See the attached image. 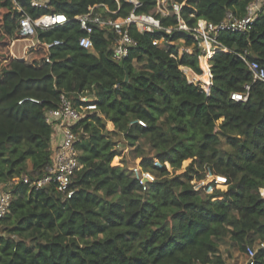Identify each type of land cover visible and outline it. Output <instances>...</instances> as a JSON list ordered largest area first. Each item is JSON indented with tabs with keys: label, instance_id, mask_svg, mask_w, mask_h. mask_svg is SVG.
Returning a JSON list of instances; mask_svg holds the SVG:
<instances>
[{
	"label": "trees",
	"instance_id": "1",
	"mask_svg": "<svg viewBox=\"0 0 264 264\" xmlns=\"http://www.w3.org/2000/svg\"><path fill=\"white\" fill-rule=\"evenodd\" d=\"M138 1V12L155 13L157 0ZM176 1L185 2L181 14L195 26L200 19L219 23L228 12L243 17L252 0ZM23 6L33 16L59 12L69 21L38 29V42L19 59L11 47L26 37L22 12L0 0V186L44 174L54 134L47 112L62 95L80 110L89 103L97 109L72 127L82 165L72 177V197L64 199L54 184L11 187L14 197L0 221V264H227L220 246L228 239L245 254L257 244L254 264H264V81H254L240 57L247 52L264 67V12L246 33H219L232 52L212 58L208 93L190 76L201 72L200 51L182 30L141 32L129 24L137 45L121 60L113 58L115 32L97 29L94 50L80 46L85 31L77 15L95 7L127 16L132 0H48L47 8L24 0ZM157 16L164 27L178 24L176 15ZM180 39L194 51H180L174 44ZM55 40L61 43L47 46ZM248 85L247 100L232 98ZM82 93L91 99L82 101ZM118 136L156 173L146 188L119 159ZM187 159L186 170L176 173ZM207 168L227 178L225 188L194 189Z\"/></svg>",
	"mask_w": 264,
	"mask_h": 264
},
{
	"label": "built area",
	"instance_id": "2",
	"mask_svg": "<svg viewBox=\"0 0 264 264\" xmlns=\"http://www.w3.org/2000/svg\"><path fill=\"white\" fill-rule=\"evenodd\" d=\"M23 1L24 0H12V3L15 9L22 12L20 29L22 35L26 36L25 38L37 37L38 29H51L69 21L65 14L59 12H47L33 16L25 9ZM132 1L135 7L127 16L114 18L109 14L96 12L95 7H92L91 10L86 13L77 15L75 19L80 21L81 28L85 31V34L79 39L80 46L88 50H94L92 34L97 29L115 32L116 37L113 45V58L121 60L128 55L131 47L137 45L136 40H134L128 32L127 26L129 24H135L141 32H154L164 29L166 32L171 33L173 29L182 30L193 37L194 45H196L200 51L199 64L201 72L190 70V76L208 93L213 84L212 58L218 52H232L228 46L224 45L218 39L219 33L226 29L246 33L251 29L252 24L258 18L259 14L264 12V0H252L248 4L246 14L243 17L238 18L231 12H228L225 19L219 23H210L204 19H200L195 26H190L181 14L185 2L180 3L176 0H157L155 13H140L137 11V7L140 6L141 3L138 0ZM170 1L171 3H169ZM31 5L38 8H47L48 0H31ZM105 11L107 13L110 12L106 5ZM158 13L163 16L176 15L178 24L175 27H164L161 18L157 16ZM162 41L163 40L160 42ZM36 42H38V38ZM60 43L61 41L55 40L52 43H48L47 46L51 47ZM193 46H185L182 51L192 53L194 51ZM240 57L248 64L254 81H264V67L256 60H249L247 52L240 54ZM246 87L247 91L245 93L235 92L232 94V98L235 100H247L250 86L248 85ZM79 98L82 101H89L91 95L82 93ZM95 109H97V105L89 103L83 110H80L74 106L71 97L62 95L60 106L47 112V119L54 127V134L59 131L62 135L61 141L58 142L55 148H52V159L45 169L44 174L34 178L24 174L0 186V221L8 213L10 203L14 197L11 187L21 181L35 188H42L54 184L56 190L63 195L64 199L73 196L75 191L71 186L72 177L82 165L79 160L80 152L75 147L77 134L72 127L85 115L87 110ZM140 123L145 125L143 121H140ZM165 164L170 170V164L168 162ZM154 165L158 168L163 167V164L158 160H155ZM129 170L133 176L144 185V188H146L148 182L156 179L154 172L145 169L140 162L131 166ZM192 184L195 190L212 194L215 192L216 188H222L227 185V178L223 175H217L213 173L211 169L207 168L205 176L202 178H195ZM261 193L264 196V189H261ZM255 254L256 250L251 246L248 247L246 254L248 256L247 263L254 264Z\"/></svg>",
	"mask_w": 264,
	"mask_h": 264
},
{
	"label": "rangeland",
	"instance_id": "3",
	"mask_svg": "<svg viewBox=\"0 0 264 264\" xmlns=\"http://www.w3.org/2000/svg\"><path fill=\"white\" fill-rule=\"evenodd\" d=\"M169 3H171V1ZM169 3H168V5H169ZM160 46L165 47V48L168 47L167 43L165 44L164 41L160 42ZM108 123H107V127H108ZM109 130H111V129H109ZM116 140L122 143L119 147V149L122 150V155L120 156L119 159L123 160V164H125L128 167V169L131 166L137 164L139 161H138V159L135 158L134 154L131 155V153H130L131 148L128 146V142L122 136L121 137L118 136L116 138ZM117 162H118V160H116L114 164L117 165L118 164ZM190 162H191V159L185 160L182 168L177 170L176 173L184 172L186 170L187 165ZM170 170L172 171V173H174V170L171 166H170ZM154 174L156 175L155 172H154ZM156 177H157V175H156ZM253 247L255 250H257L258 245L254 244ZM220 252L224 256V258L226 259L227 264H247L248 256L242 251V249H240L237 246L232 245V243L229 239L227 241H225V243H223L220 246Z\"/></svg>",
	"mask_w": 264,
	"mask_h": 264
},
{
	"label": "crops",
	"instance_id": "4",
	"mask_svg": "<svg viewBox=\"0 0 264 264\" xmlns=\"http://www.w3.org/2000/svg\"><path fill=\"white\" fill-rule=\"evenodd\" d=\"M37 41V37L33 38H22V39H16L12 43V52L14 53V56H16L19 59H23L27 55L28 49L35 44ZM163 42V41H162ZM166 44V43H165ZM174 44H176L180 51L183 50L185 47V43L183 39H180L179 41H176ZM108 128L113 130L114 124L113 122L109 121ZM62 135L59 131H57L53 137H52V148H55L58 145V142L61 141Z\"/></svg>",
	"mask_w": 264,
	"mask_h": 264
},
{
	"label": "water",
	"instance_id": "5",
	"mask_svg": "<svg viewBox=\"0 0 264 264\" xmlns=\"http://www.w3.org/2000/svg\"><path fill=\"white\" fill-rule=\"evenodd\" d=\"M129 79V74L126 75L125 80L127 81Z\"/></svg>",
	"mask_w": 264,
	"mask_h": 264
}]
</instances>
